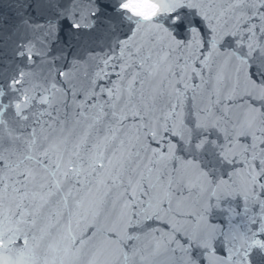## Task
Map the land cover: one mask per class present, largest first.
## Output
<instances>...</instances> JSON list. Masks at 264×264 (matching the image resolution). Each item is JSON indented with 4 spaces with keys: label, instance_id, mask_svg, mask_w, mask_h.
<instances>
[{
    "label": "snow or ice",
    "instance_id": "snow-or-ice-1",
    "mask_svg": "<svg viewBox=\"0 0 264 264\" xmlns=\"http://www.w3.org/2000/svg\"><path fill=\"white\" fill-rule=\"evenodd\" d=\"M0 264H264V0H0Z\"/></svg>",
    "mask_w": 264,
    "mask_h": 264
}]
</instances>
